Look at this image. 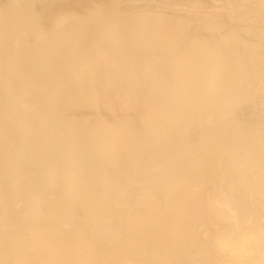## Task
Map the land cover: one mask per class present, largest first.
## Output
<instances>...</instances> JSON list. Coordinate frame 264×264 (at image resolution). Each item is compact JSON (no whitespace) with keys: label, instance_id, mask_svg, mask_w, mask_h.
<instances>
[{"label":"bare ground","instance_id":"1","mask_svg":"<svg viewBox=\"0 0 264 264\" xmlns=\"http://www.w3.org/2000/svg\"><path fill=\"white\" fill-rule=\"evenodd\" d=\"M23 9L10 1L0 14V264H216L198 237L204 188L208 216L225 223L217 243L227 264H264V225L255 223L264 216V115H231L254 48L175 33L156 46L136 25L118 42L144 48V65L108 72L89 41L111 8L83 27L52 22L30 42ZM91 77L124 94L138 109L132 119L66 122L63 107L103 92L86 84ZM63 176L71 192L53 198L49 185Z\"/></svg>","mask_w":264,"mask_h":264},{"label":"rangeland","instance_id":"2","mask_svg":"<svg viewBox=\"0 0 264 264\" xmlns=\"http://www.w3.org/2000/svg\"><path fill=\"white\" fill-rule=\"evenodd\" d=\"M10 1L19 3V8L20 5L24 6L22 13L20 12L22 16L25 15L26 30L23 36L24 40L29 42L40 40L47 35L51 29H53L54 24H52V22L56 23V28L66 23L79 22L82 23L83 27V21L89 15L99 13L106 7H109V9L111 8V14L107 22H104L103 26H101L102 28L100 27V30L98 29L99 32L97 30L89 41L92 43L93 48H96V51H98V56L100 57L101 54L106 65H108V72H121L124 69L123 66L128 65L132 59H134L137 64L145 63L144 60H142L143 56L140 55L144 51V48L141 46L136 47L133 51L132 43L124 42L121 44L118 42L121 35L129 37L136 25V29H139V38L141 39L149 35L151 38L157 39H152L153 43L157 41L155 44L156 46H160L163 40L166 42L167 38L164 39V37H168L166 36L167 33L172 35L175 33V38L179 40H196L199 43H206L207 39L208 41H212L211 39L214 40L215 38L218 39L221 35V38L224 37L223 35L227 37H236L241 46L249 43L254 48V55L246 61L245 67L248 66V68L254 69V72L250 73V76L248 75L249 78L246 85H242L241 88L232 92V95H236L233 103L234 107H231V115H235L234 117L237 119L240 118V116L242 117L240 119H243L245 115V118L248 117L250 119L254 114L251 118L253 121H259L260 118H263L264 0H0V14L9 6ZM111 18L113 22H115L113 25L109 26ZM116 23L117 25H115ZM115 33L118 34L117 40L111 38ZM106 43H108V45L104 47L103 45ZM162 44L164 43L162 42ZM147 59L149 60V58ZM118 77L125 80V78L120 75ZM118 77L115 76L113 79L111 78L112 84L119 80ZM66 79H63L62 83L63 81L66 82ZM69 79L77 80V77L71 76ZM85 80L87 85H90V87L96 90L103 91L104 93H91V96L88 97L87 100H74V102L68 104L66 107L62 106L63 108L61 107L62 109L59 113L64 115L66 122L69 119L72 120L76 118L80 121L87 119V122L92 124L97 115L103 117V119L107 121L112 119H116L115 121L121 119L130 120L133 114L137 113L138 109L136 107H130V109H128L130 105L125 103L123 100L124 97L121 99L117 98L120 96L116 93L119 90L117 91L113 88L111 89L113 92H111V87H107L106 85L104 87L99 86L98 83H95L93 77L86 78ZM59 87L62 88V86ZM88 89L91 88L88 87ZM130 90L131 88L127 91ZM56 91H59V88L56 89ZM120 93H122V91H120ZM122 95L124 94L122 93ZM122 95L120 97H122ZM128 95H125V100H128V98H126ZM237 95L240 98L239 103ZM140 98L138 97L137 99L139 100ZM100 99L108 100L109 103L107 101L102 103ZM133 100L136 101V99ZM138 100L136 102H138ZM97 102L98 108H96ZM1 107H3V103L0 95V108ZM7 108H9V111H7ZM132 108L134 110H132ZM3 109L6 110V113L8 112L6 115L8 116V120L14 121V105L8 104V106ZM0 111H2V109ZM251 113H253L251 117L248 116ZM21 122L20 120L17 124V133L22 131L20 126H23V124ZM262 160L264 166V158H262ZM80 169L82 168H79V170ZM79 170H77V172ZM65 184L66 181L64 176L59 177V180L54 179L49 185L51 196L53 198H60L71 192L64 187ZM208 194L209 190L204 188L199 198L200 205L202 210H204L203 212H205L204 215L206 218L204 222L200 220V224H198V226L196 225L199 229L198 237L201 242H203L204 239L209 241L207 246V251L209 252L208 262L227 264L229 256L224 252L222 254L217 243V237L220 235L218 233L223 231L222 229L225 223L221 220L211 219V217L208 216V212H206ZM6 209L7 207L0 205V213H4ZM64 217L63 215L61 219ZM255 223L257 225H264V216ZM243 228H240L238 232H242L241 230ZM248 258L250 259V256H248Z\"/></svg>","mask_w":264,"mask_h":264}]
</instances>
